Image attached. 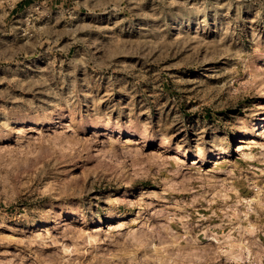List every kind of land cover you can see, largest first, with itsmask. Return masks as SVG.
I'll return each instance as SVG.
<instances>
[{
	"label": "rangeland",
	"instance_id": "1",
	"mask_svg": "<svg viewBox=\"0 0 264 264\" xmlns=\"http://www.w3.org/2000/svg\"><path fill=\"white\" fill-rule=\"evenodd\" d=\"M263 102L264 0H0V264H264Z\"/></svg>",
	"mask_w": 264,
	"mask_h": 264
},
{
	"label": "bare ground",
	"instance_id": "2",
	"mask_svg": "<svg viewBox=\"0 0 264 264\" xmlns=\"http://www.w3.org/2000/svg\"><path fill=\"white\" fill-rule=\"evenodd\" d=\"M258 107L261 110H258L254 113V115H255L254 118L249 120V124H248V126L252 127L254 130H251L252 132L248 133L247 131H249V130L245 129L246 133H248L249 136H244L246 134H241L240 138H238L240 140H239V144H238L237 149H236L238 151L242 150L245 147L244 143L256 142L257 141L256 138L264 137V102L261 103V105L259 104ZM241 131H244V129H240L239 132H241ZM153 137H154V135L152 134L150 136V138H153ZM220 149L221 150H219L216 153V155H217L216 158H222L223 156L229 154V149L227 147L223 146V147H220ZM179 152H180L181 156H183V157L186 156V154L183 150H179ZM196 152L199 153V157L197 159L200 160V157H201L200 155L202 152H200L198 150Z\"/></svg>",
	"mask_w": 264,
	"mask_h": 264
}]
</instances>
